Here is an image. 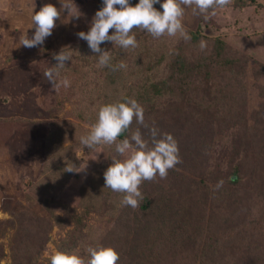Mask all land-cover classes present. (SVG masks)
Returning a JSON list of instances; mask_svg holds the SVG:
<instances>
[{
  "label": "rangeland",
  "instance_id": "obj_1",
  "mask_svg": "<svg viewBox=\"0 0 264 264\" xmlns=\"http://www.w3.org/2000/svg\"><path fill=\"white\" fill-rule=\"evenodd\" d=\"M162 2L154 7L162 11ZM47 3L60 7L59 0H0V247L5 253L0 264L14 263L8 224L13 213L32 218L28 237L35 246L27 264H50L58 250L87 259V247L115 246L134 223L141 236L135 264H190L194 255L207 263L264 264V173L256 153L264 148V0H232L210 20L186 10L190 41L167 35L157 39L134 29L135 49L124 52L103 43L114 65L127 64L118 71L98 68V56L77 36L90 29L103 0H75L84 14L79 20H57L42 45L20 46L21 36L34 35L32 15ZM62 15L66 18L67 12ZM194 32L201 34L199 40ZM201 41L206 42L203 50ZM216 44L223 55L212 56ZM64 47L72 60L60 75L71 85L56 92L43 71L57 63L53 54ZM205 60L212 65L203 67ZM125 97L143 106L147 123L173 134L182 160L167 178L141 185L144 198L136 209L121 205L123 194L104 188L114 145L90 151L80 143L99 108ZM254 133L260 140L251 139ZM239 162L245 173L237 192L222 198ZM67 167L85 168L69 172ZM186 184L193 187L184 193ZM206 190L212 203L199 204ZM173 194L185 204L193 199L189 220L196 221L202 209L217 218L205 227V243L194 255L170 256L165 245L174 240L167 230L177 217L169 218L164 206L174 202L176 210ZM149 198L158 209L136 222V212ZM122 245L120 255L126 257L128 239Z\"/></svg>",
  "mask_w": 264,
  "mask_h": 264
},
{
  "label": "clouds",
  "instance_id": "obj_2",
  "mask_svg": "<svg viewBox=\"0 0 264 264\" xmlns=\"http://www.w3.org/2000/svg\"><path fill=\"white\" fill-rule=\"evenodd\" d=\"M59 3V8L47 3L34 12L31 17L35 27L34 35L21 36L20 46L38 47L52 35L57 20L68 23L84 15L75 0H59ZM157 3L160 0H139L135 5L130 0H103V6L90 21V29L77 33L78 38L86 41L90 50L98 56V68L107 67L113 71L127 69L123 61L115 65L112 63L111 51L102 49L103 43L112 42L114 47L124 52L135 49L138 40L134 29L146 31L157 39L167 35L190 41L191 36L184 23L186 10H191L193 16L210 20L217 16L218 10L230 6L232 0H163L160 4L162 11L154 7ZM64 12H67L66 18L62 15ZM110 30L114 31L110 34ZM199 47L203 50L206 42L201 41ZM65 49L54 53L53 58L57 63L43 71L44 77L56 92L71 85L67 76L61 78L60 75V70L72 60V52ZM134 121L139 127L130 131ZM125 133L129 135L120 139ZM80 143L90 151L101 145H114L115 155L111 156L112 163L104 172V188L123 194L121 205L132 209L138 208L144 198L141 185L145 181H153L157 176L167 178L169 170L182 162L176 138L171 133H161L154 124L147 123L145 110L135 98L125 97L102 105L96 122L86 135L80 137ZM84 168L77 170L67 167L66 171L79 172ZM222 184L223 181L218 182V186ZM86 252L87 259L76 251L58 250L50 256V264H119L121 258L115 247L102 244L89 246Z\"/></svg>",
  "mask_w": 264,
  "mask_h": 264
},
{
  "label": "trees",
  "instance_id": "obj_3",
  "mask_svg": "<svg viewBox=\"0 0 264 264\" xmlns=\"http://www.w3.org/2000/svg\"><path fill=\"white\" fill-rule=\"evenodd\" d=\"M200 35H201L200 33L194 32V34H192V37L195 40H199ZM217 46L218 44H216L213 49L216 53L211 52L212 56L223 55L222 51L219 50L220 45L218 47ZM230 55L231 54H228L227 57ZM206 58L207 57H205V59ZM205 63L206 64L203 65V67H208L212 65L210 60L209 61L205 60ZM230 64H235V60H232ZM196 69L203 70L204 68L198 67ZM196 69L191 67V70H196ZM137 126L138 125L134 121L133 124L131 125L130 131H134L137 128ZM128 135L129 133H125L120 137V139H123L127 137ZM256 136H257L256 133L251 134V139L255 138ZM257 139L260 140V137ZM238 152L239 151L237 150V153ZM250 152H254V151L251 149ZM256 153H257V161L259 162V165L262 166L263 173H264V148H260V151ZM242 173L244 174L245 172L243 171L240 165V162H239V165L235 168L234 175L230 179L231 185L227 190L230 194L226 192L224 196H222V198L229 199L232 196V194H235L237 192V184L238 182L242 181V176H243ZM181 187L183 188L182 192L186 193L189 190H191V188L193 187V184H186L185 186H181ZM196 189L199 192L200 188H196ZM205 192L206 193L204 195L200 194V196L202 197L199 196L200 198H198L196 202H198L199 204H201L203 201L205 203H210V202L212 203V199L210 200L209 199L210 197H208V194H207L208 190H206ZM179 193H180L179 189L176 185L175 194H179ZM175 196H176L175 200H177L178 202V203L176 202V205L178 204V206L176 207V210H174V207H172L174 202L172 204H168L166 202L164 205L165 207H169V210H168L170 214L169 218L177 217L176 219H173V222L175 223L167 230V234L174 237V240H170V242L167 241L165 245L167 247V250L169 251L168 253L170 256L174 253L178 255L182 254V252L184 251L188 252L191 255H194L196 254V252L198 253L199 251L198 247H201L205 243V236L203 234L206 231L205 227L211 223H215V220L217 218H214L215 215L213 214V212H210L207 209H202L201 214L199 215L196 221L193 222L192 218L191 220H189L188 213H190L192 210L191 202H193L192 201L193 199L189 198L191 199V201H188L186 199L185 201L186 204H185L180 197H178L177 195ZM169 199H172V198H169ZM185 206H187V208H185ZM142 208L143 210L142 211L138 210L134 217L135 221L139 223L143 222L144 217H148V216L150 217V213L154 214V210L158 209V205H155L152 199L149 198L148 200L145 201ZM186 209L188 212L182 213ZM144 212H147V214H144ZM11 215H12L11 219L10 221H8V224L10 225V227L9 226L8 227L13 231V234H12L13 236H12V240L10 244V250H11L13 262H14L13 264H19V261L25 262L26 264L30 263L33 260L34 246H35V245L34 246L31 245V242L28 237V233H30V230L32 228V224H31L32 218L30 216L26 217L24 214L13 213ZM176 221H177V226H176ZM192 222L193 224L188 227V225L191 224ZM131 228L132 230H130V227H129V232L126 237L123 236L122 238L117 239L115 246L110 245V246L115 247L120 253V251H122L123 249V245H122L123 241H125L126 239H128L129 241V244H130L129 250L125 249L126 257L120 255L121 258H120L119 264H135L134 263L135 256L137 257V259L139 258L135 254V251L137 252L139 249L138 246L141 245L140 243L141 236H139L138 227L135 225V223ZM145 231H146V227H145L144 232L142 233L143 235L145 234ZM4 256H5L4 250L3 248L1 249L0 247V257L2 258ZM190 260H192L190 264H217L216 260H213L207 263V260L197 255H194L193 258H191ZM137 264H140V262Z\"/></svg>",
  "mask_w": 264,
  "mask_h": 264
}]
</instances>
